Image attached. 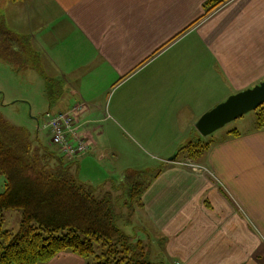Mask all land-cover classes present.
Listing matches in <instances>:
<instances>
[{"label":"crops","instance_id":"1","mask_svg":"<svg viewBox=\"0 0 264 264\" xmlns=\"http://www.w3.org/2000/svg\"><path fill=\"white\" fill-rule=\"evenodd\" d=\"M5 1V25L63 84L67 101L53 112L82 105L75 117L89 149L76 163L96 148L90 127L110 110L95 100L119 86L113 110L135 130L181 126L155 144L159 172L125 223L153 238V262L264 264V129L212 137L197 163L207 171L183 166V156L168 161L204 112L264 80V0H225L209 12V0ZM85 263L63 251L44 264Z\"/></svg>","mask_w":264,"mask_h":264},{"label":"trees","instance_id":"2","mask_svg":"<svg viewBox=\"0 0 264 264\" xmlns=\"http://www.w3.org/2000/svg\"><path fill=\"white\" fill-rule=\"evenodd\" d=\"M223 1L209 0L206 11ZM16 57L37 58L29 38L10 30L0 14V59L10 62ZM46 89L49 95V82ZM253 112L254 128L264 129V103ZM194 140L177 155L198 163L212 141ZM75 163L0 117V174L5 178L0 192V264H44L63 251L84 258L85 264H156L142 241L134 242L121 228L124 212L118 203L136 204L159 170L151 176L125 170L118 186L129 199L122 200L112 191H101L103 185L79 180ZM10 209L21 212L16 232L4 228V211Z\"/></svg>","mask_w":264,"mask_h":264},{"label":"rangeland","instance_id":"3","mask_svg":"<svg viewBox=\"0 0 264 264\" xmlns=\"http://www.w3.org/2000/svg\"><path fill=\"white\" fill-rule=\"evenodd\" d=\"M0 1V4L2 3L0 7L2 8L6 1ZM42 66L43 63L41 64L39 58H24L20 60V58L17 59L16 57L10 62L0 59V117L11 126L25 129L33 136V139L37 138L44 145L57 149L49 144L46 130L41 128L37 129V121L41 123L40 117L47 110L56 111L61 109L58 103L67 101V99H65L63 84L59 89L57 83L51 82L47 69ZM47 82H49V95H47L46 89ZM124 87L125 85L123 87L119 86L106 95L105 98L95 100L99 102V105H105L107 103L110 110L105 112L104 115V108H102V113L96 116L97 122H94L90 127L92 135L95 136L96 148L93 147L92 141L89 140L88 133L85 134L93 148L89 153L82 157L80 156L79 162L77 163V174L81 181L89 180L94 184L104 182V184H101L103 185L101 191L109 190L112 191L113 196L121 195L122 200H128V195L124 194L123 190L118 186L123 173L118 170H121L122 167H132L135 169L138 168L136 170L146 172L147 176L153 175L155 171L152 168L162 164L159 160L160 158H157L158 149L155 147V144L165 140H173L175 135L178 133L181 134L183 131H181V126H174L173 130L171 128L162 130L159 127L156 128V126H147L146 131L143 129L135 130L137 126L133 124L136 122L129 120L127 114L121 115L119 114L122 113L121 111L116 112L113 110L114 103L120 97ZM253 125L254 112L250 111L228 122L223 127L208 135V137L205 136L206 138H203L201 136L206 141L209 140L208 138L211 139L212 137L215 138L225 135L234 129L241 131L252 129L254 127ZM36 130L39 131H37V136L35 137ZM80 130L81 126L79 132ZM81 132L80 137L83 138ZM196 133H198L197 130L196 132L195 130L191 133L187 132L189 138L178 141L177 143L182 142V146L194 139V141H197L201 136L196 139ZM173 142L175 143V141ZM34 143L37 145L36 142ZM175 151L171 155H174ZM75 157L66 158L74 159ZM181 157L182 154L177 158ZM4 181V176L0 174V192L3 191ZM121 203L123 201L118 203L121 206L120 209L124 212V215H122L123 218L119 222L121 228L125 233L131 235V239L134 242L138 240L142 241L149 259L156 261L157 259L153 255V251L151 252V249L157 248L154 245L153 238L139 235L140 227L131 228L133 220L131 224L125 225L126 221H128V213L131 218L130 213L133 208L131 206L135 205V203L132 205L122 204L123 206ZM4 216V228L16 232L19 229L21 212L10 209L4 211Z\"/></svg>","mask_w":264,"mask_h":264},{"label":"built area","instance_id":"4","mask_svg":"<svg viewBox=\"0 0 264 264\" xmlns=\"http://www.w3.org/2000/svg\"><path fill=\"white\" fill-rule=\"evenodd\" d=\"M82 109L81 104H76L66 111L45 112L41 115L38 127L47 131L49 141L58 148L66 157L78 156L85 153L89 146L80 137V124L76 121V113ZM194 171H207L205 167L191 161L181 163Z\"/></svg>","mask_w":264,"mask_h":264},{"label":"water","instance_id":"5","mask_svg":"<svg viewBox=\"0 0 264 264\" xmlns=\"http://www.w3.org/2000/svg\"><path fill=\"white\" fill-rule=\"evenodd\" d=\"M264 103V80L253 87L229 95L211 109L204 112L196 121L195 128L202 136H208L228 122L247 112L254 111ZM176 154L170 156L173 161Z\"/></svg>","mask_w":264,"mask_h":264}]
</instances>
